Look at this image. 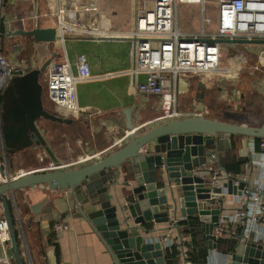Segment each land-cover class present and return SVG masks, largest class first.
Masks as SVG:
<instances>
[{"label": "crops", "instance_id": "1", "mask_svg": "<svg viewBox=\"0 0 264 264\" xmlns=\"http://www.w3.org/2000/svg\"><path fill=\"white\" fill-rule=\"evenodd\" d=\"M72 1L80 5L93 6L97 14L99 11L98 26L105 36L69 35L62 43L56 40L44 45L33 42L30 37L18 35L10 37L9 34L13 32L30 30L34 24L39 28H54V19L46 15L53 7V0H0V54L8 63L19 62V53L29 48L28 46H35L33 52L41 58L38 65L49 58L54 61L66 58L69 62H72L77 54H82L86 58L90 78L76 85L75 100L79 109L76 118H68L73 121L70 124L55 123L60 131L57 141L52 137L47 138L45 133L44 137L47 147L62 165L73 163L84 156L95 155V157L89 162L65 167L64 170L81 168L122 146L127 141V139L121 140L127 132L122 115V111L126 108L133 107L130 123L134 128L146 131L160 123L155 120L158 114L155 99L141 96L136 92V85L143 81V76L131 72L134 64L131 41L121 36L111 35L126 31L132 26L139 0ZM126 22H129L127 27ZM191 23H195L193 19ZM181 24L184 30L188 29L186 22L182 21ZM12 55L15 58H12ZM220 69V74L204 76L209 79L214 78V84L200 82L202 87L198 89L199 82L191 80L193 83L188 85L190 90L192 89L194 103L203 104L207 101L206 106L198 110L191 109V104H187L183 105L182 109L178 110L177 107L176 109L191 113L205 112L204 118L234 124L235 119L240 117L231 111L235 110L238 115L242 114L241 116L249 115L245 106L253 99L256 105L252 110L259 112L254 117L260 122L256 125L251 123L248 125L259 127L264 124V54L233 55L228 60L227 66ZM223 70L227 71L223 72ZM107 74L110 76L106 77ZM179 87L184 88L182 81H179ZM206 91L207 96H205ZM197 93H200L199 98H196ZM56 114L60 116L59 113ZM230 148L234 149L230 155L242 160L239 155L242 152H249L250 148L257 149V140L246 137L237 139L227 137L222 139L220 152L219 149L211 148L210 150L218 153L221 159ZM44 158L48 162L49 157L45 155ZM125 166V164L120 165L118 171L113 172L119 184L109 188L108 194L115 193L120 202L126 204L131 201V196L128 194L131 186L123 187L121 184L126 175ZM243 172L242 166L240 175ZM248 172L251 182L256 178L257 170L251 168ZM19 173L16 172L15 175ZM166 196L168 198L167 193ZM10 202L15 222L18 220L24 229L31 264H111L108 253L96 235L82 219L74 217L76 214L73 201L68 192H53L43 186L32 187L15 191L14 198L10 199ZM112 203H114L113 199L110 201L111 205ZM225 203L228 206H225V210L220 215L222 217L220 227L224 231H235L239 227L236 226L234 219L231 221L234 208L229 204V197ZM38 204L42 207L40 213L33 216L32 221L29 222L31 215L29 207ZM163 208L164 206H160V212ZM46 210L48 212L44 213ZM0 217H2L1 206ZM174 217H181L177 209ZM184 222L178 223L175 228H168L167 223L154 224L153 222L146 223L143 227L148 230V238L167 239L172 245L181 241L187 248V252H190V237L184 232ZM54 225L64 228L55 232ZM258 226L264 228V213ZM17 247L21 254L18 241ZM166 251H161L165 264H177L176 258L171 260L165 256ZM7 253L11 254L10 249ZM216 260L213 256L212 261Z\"/></svg>", "mask_w": 264, "mask_h": 264}, {"label": "water", "instance_id": "2", "mask_svg": "<svg viewBox=\"0 0 264 264\" xmlns=\"http://www.w3.org/2000/svg\"><path fill=\"white\" fill-rule=\"evenodd\" d=\"M15 35L30 37L35 43L58 41L54 28H39L36 24L30 30L9 34ZM217 42L264 44V40L241 39H219ZM49 61L50 58L39 69L15 78V82L7 86L1 95L4 111L2 131L6 147L10 152H15L33 145L40 146L53 165L51 169H34L12 180L0 165V177L4 179L0 183V206L14 264L23 262L7 198L13 200L15 191L40 186L53 192L69 193L76 214L74 217L82 219L96 235L108 253L111 264H165L159 244L146 237L148 230L143 225L149 222L166 223L170 213L175 214L176 209L180 216L197 217L203 227L207 251L214 250L216 239L213 229L218 226L223 208L211 203V200L218 199L220 189L213 188L211 195H208L210 190L203 187L199 178H192L189 171L208 161L211 148L220 152L222 139L230 135L264 139V124L251 127L204 117H185L144 131L131 125L133 107H129L122 111V115L125 129L131 133L122 146L81 168L63 170L33 123L38 118L60 124L73 122L47 112L41 105L36 77L46 69ZM201 87L199 82L197 88ZM199 97L200 93H197L196 98ZM217 158L219 161L218 153ZM123 164L126 165V175L121 184L123 187L131 186L128 193L131 201L126 204L121 203L115 193L108 194L109 188L119 184L113 172ZM220 170L224 174L221 187L226 195H239L243 187L248 186L241 180H238L237 186H233L232 181L237 179ZM171 183L178 187L171 188ZM111 199L114 200L112 205ZM160 206H164L162 212ZM41 208V204L29 207V222L40 213ZM223 264H264V243L254 241L252 234L244 237L242 232H238L233 251L226 255Z\"/></svg>", "mask_w": 264, "mask_h": 264}, {"label": "built area", "instance_id": "3", "mask_svg": "<svg viewBox=\"0 0 264 264\" xmlns=\"http://www.w3.org/2000/svg\"><path fill=\"white\" fill-rule=\"evenodd\" d=\"M205 3L216 6V23L214 30L210 32L205 31V26L210 23L205 18ZM52 8V12L46 15L54 19L55 34L61 43L69 35L105 36L99 29L98 14L93 6L80 5L72 0H53ZM179 10L189 15L184 18ZM192 19L194 24L191 23ZM182 21L186 22L187 30L182 28ZM111 35L131 41L134 51V67L131 72L143 76V81L136 85V92L141 96L158 99L156 121L203 117L205 112L191 113L176 109L177 77L197 73L209 77L220 74L219 60L222 50L221 43L217 42L219 39L264 40V0H141L135 10L132 26L126 31ZM26 71L27 67L22 64L12 67L0 54V95L12 75H23ZM45 71L46 99L53 112L49 113L56 116L59 113L62 118H76L79 110L75 100L76 85L90 78L85 56L77 54L72 62L66 58L60 61L50 59ZM108 76L110 74L106 75ZM129 133L131 132L127 131L121 140L127 139ZM94 157L95 155L84 156L67 165L59 164L63 169L89 162ZM239 157L243 160L244 172L236 177L237 180L232 181V185L237 186L238 180L245 181L248 185L243 187L239 195H226L225 189L221 187L224 174L218 165L215 151L210 153L206 163L192 167L189 173L192 178H199L203 187L210 190L208 195H211L213 188L220 189L218 199L211 200V203L222 207L223 211L228 206L225 202L229 197V204L234 208L231 221L234 219L236 226L240 228L239 232L244 237L252 234L254 241L264 243V228L258 226L264 213V139H257V149L250 148L249 152H242ZM52 167L50 163L44 169ZM251 168L257 170V176L250 182L248 171ZM28 172H20L9 178L12 180ZM3 181L0 177V183ZM173 186L178 187L176 184L170 185L171 188ZM174 215L173 212L170 213L171 217L166 222L168 228L176 227L178 223L186 220L185 216ZM221 221L213 229L215 239H235L238 233L221 229ZM16 226L21 260L23 264H31L24 229L18 220ZM63 228L54 225L53 231ZM149 240L157 242L161 251L168 250L172 245L167 239ZM7 243L9 246L7 225L3 217H0V264H14L12 254L7 253L10 249ZM176 245L177 264H192L187 260L188 252L184 244L179 241ZM213 256L217 262L212 261ZM225 257V254L215 252V249L210 250L207 251L204 264H223Z\"/></svg>", "mask_w": 264, "mask_h": 264}, {"label": "rangeland", "instance_id": "4", "mask_svg": "<svg viewBox=\"0 0 264 264\" xmlns=\"http://www.w3.org/2000/svg\"><path fill=\"white\" fill-rule=\"evenodd\" d=\"M141 0L138 1L140 3ZM53 8L51 7L48 13H51ZM180 12V15L184 18L189 15L187 12ZM204 14L205 18L209 20V24L205 26V31L210 32L214 30V25L216 23V6L213 3H205L204 5ZM98 17H99V11H98ZM194 17V16H193ZM129 22H126V27L128 26ZM12 37V36H10ZM45 43H42L44 45ZM31 45V44H30ZM29 48H26L25 51H23L20 54V57H18V61L15 64L9 63L12 67H16L18 64H22L25 67H27V71L23 75H12L9 79L7 86L13 84L15 82V78L24 76L25 74H28L29 72L39 69V67L42 65H38L41 58L39 56H36L33 52V48L35 46H28ZM221 54H220V60H219V66L220 68L226 67L228 64V60L231 59L233 55L236 56H248L250 53H261V55L264 54V44H229L224 43L220 45ZM18 54V55H19ZM12 58H15L14 55L11 56ZM47 60V59H46ZM17 61V58H16ZM46 71L39 72L36 77V84L40 87L41 100L43 108L50 112V105L46 99ZM191 80H196L197 82L201 83H211L214 84V78H205L203 74L197 73V74H186L183 76L177 77V85H176V107L177 109H182L183 105L191 104V109H198L201 110L204 106H206V102L203 104H195L194 99L192 96V89L190 90V87L188 86L189 83H193ZM179 81H182L184 84V88L179 87ZM5 87V88H6ZM4 88V90H5ZM3 90V91H4ZM1 92V94L3 93ZM208 95V92H205V96ZM145 97V96H144ZM155 99V102L157 104L158 99L156 97H153ZM208 99V98H207ZM237 99V98H235ZM256 105V104H255ZM261 106V105H259ZM264 107V106H263ZM52 112V111H51ZM53 113V112H52ZM259 114L257 110H252V114L249 113V115H246L245 117L240 118V121L245 124L256 125L260 122L257 118L254 117V115ZM249 116V117H248ZM169 121H161L159 124L166 123ZM264 123V121H263ZM38 126L44 131L45 136L52 137L53 140L57 141V137L60 135L59 127L52 122H49L44 119L38 120ZM40 147V146H39ZM52 153V152H51ZM44 152L40 148L31 150L30 148H23L21 150H18L14 155L9 156L8 159H0V165L3 170H5L10 177H13L16 172H28L30 170L34 169H44L48 167V164L50 163V160L48 159V162H46V158Z\"/></svg>", "mask_w": 264, "mask_h": 264}, {"label": "trees", "instance_id": "5", "mask_svg": "<svg viewBox=\"0 0 264 264\" xmlns=\"http://www.w3.org/2000/svg\"><path fill=\"white\" fill-rule=\"evenodd\" d=\"M255 104L256 103L255 101H253V99H251L246 104L245 109L247 108L246 111H248V114L252 112L253 108L255 109L254 107ZM229 111H231V109H229ZM232 112L240 118L245 117V116H241L242 114L238 115V112L235 110L231 111V113ZM240 118L235 119L236 120L234 121L235 125L249 126L248 124H244L243 122H241ZM216 121L228 123L222 120L221 121L216 120ZM241 137L242 136H237V135L229 136L230 139H237ZM254 140H257V139H254ZM233 150H234L233 148H230V150L226 152L223 155V157L218 161V165L230 177L236 178L241 173V169L243 166V160L237 159L235 156L230 155V153ZM7 207H8L10 216L12 218L14 234L17 240L18 229L16 226V222L14 220L13 209H12V205H11L9 198H7ZM183 226L185 227L184 232L187 233L190 237V240H189L190 252H188L187 254V260L192 264H204L206 256H207V245H206V240L204 238L202 225L197 221L195 217H188L183 223ZM238 230L239 228L235 230L236 233H238ZM234 245H235V239H218L215 241V250L218 253L228 255L232 253ZM176 255H177V245H171L170 248L165 252V256L170 258L171 260L175 259Z\"/></svg>", "mask_w": 264, "mask_h": 264}, {"label": "flooded vegetation", "instance_id": "6", "mask_svg": "<svg viewBox=\"0 0 264 264\" xmlns=\"http://www.w3.org/2000/svg\"><path fill=\"white\" fill-rule=\"evenodd\" d=\"M1 95H0V159L3 160V159H8L9 156L14 155L17 151L10 152L11 150L8 147H6V145L4 143V136H3V131H2L3 130L2 115H3L4 111H3V107H2ZM41 95H42V93H40V101H41V105H42ZM42 107H43V105H42ZM39 119L40 118L34 120L33 123H34V126H35L36 130L38 131L40 137L45 141L44 131L38 126V120ZM37 148H40L42 150V152H44L43 149L39 146H34V145L31 146V150H34Z\"/></svg>", "mask_w": 264, "mask_h": 264}]
</instances>
